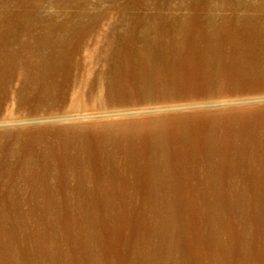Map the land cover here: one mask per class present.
I'll list each match as a JSON object with an SVG mask.
<instances>
[{"label": "bare ground", "instance_id": "6f19581e", "mask_svg": "<svg viewBox=\"0 0 264 264\" xmlns=\"http://www.w3.org/2000/svg\"><path fill=\"white\" fill-rule=\"evenodd\" d=\"M30 1L31 10L23 8ZM19 2L14 10L5 0L0 18V117L8 109L16 117L55 113L81 85L84 96L97 83L106 103L187 99L202 84L264 86V18L259 23L255 14L213 23L207 0H189L181 23H169L171 13L147 14L153 23H139L142 16L127 8L151 2L170 9V0H112L118 19L129 23L85 10L77 17L89 23H71L76 15L67 12L68 26L41 14L43 0ZM252 116L240 127L213 119L204 140L201 114L168 115L110 134L59 128L48 135L57 124L0 131L10 146L0 143V217L23 218L26 204L29 215H43L28 232L0 228V264H264V210L232 216L225 199L264 197V115ZM190 178L204 183L200 193L186 194ZM178 197L214 203L201 235L186 238L174 230L183 218L155 205ZM116 198L123 199L118 206ZM139 198L160 213L149 221L126 216L125 204Z\"/></svg>", "mask_w": 264, "mask_h": 264}, {"label": "rangeland", "instance_id": "374dc122", "mask_svg": "<svg viewBox=\"0 0 264 264\" xmlns=\"http://www.w3.org/2000/svg\"><path fill=\"white\" fill-rule=\"evenodd\" d=\"M7 1L9 2V6L14 10L22 7L20 6V0ZM83 1H87V3H84ZM129 1L133 2L134 0H118V2L121 4ZM187 1L189 0H170V9L163 7L161 8L154 3L148 2L144 7L136 6L135 8H127L126 10H129L130 14L142 16L143 22L139 23H153V20L149 18L147 14L165 15L170 13L175 15L173 17L174 19H172L169 23H181V19L184 18L185 15H187V13L190 11L189 3L186 4ZM207 1L210 3V5H212L209 9V13L213 16V23H225L223 19L225 20L231 15L241 17L251 16L253 14L258 16L259 23H263L264 0L259 9H255L256 5L259 3V0ZM111 3L112 0H43V7L40 12L44 17L52 18V23H68L62 22V19H64V16L66 15L65 13L67 12H72L76 15L71 23H89L90 20L88 17H77L79 12L85 10L100 12L105 10L109 12V19L107 22L115 21L116 23H129L128 21L122 20L120 18L118 19L119 14H117V11L119 8H111ZM5 5V0H0V18L3 16V13L6 9ZM31 7H33V1H30L28 6H24L23 8L31 10ZM50 14L51 17H49ZM79 19H82V21H76ZM43 23L46 24L49 23V21L46 20ZM69 25L70 23H68V26ZM57 34L62 35L65 34V32L57 31ZM83 90L84 85H81L78 95L76 94L73 100H69L68 103L62 106L59 111L39 118L16 117L15 115L10 114L8 109V113L3 115V117H0V131L16 133L17 131L26 129L28 127L57 124L52 128L49 127L50 133L48 135L55 137L53 132L59 128H70L76 131L86 128L93 130L101 128L100 130L94 132H105L110 134L112 130H109V128L117 129L119 127L130 126L129 124L143 127L152 121H166L168 120V115L188 117L192 114H201V140H204L206 137L202 136L207 132L209 123L213 119L224 125H233L234 123L240 127L241 123L250 125L255 120V118L252 116L254 112L264 115V86H259L257 88H244L240 85H237L226 88L221 87L218 84L213 86L202 84L201 90L189 95L187 99L183 94V98L176 101H137L136 103L119 101L113 103L104 102L105 97L104 95H101V89L98 83L95 85L93 91L89 92V94L83 96ZM205 117L209 119L208 123L202 122V119ZM63 124H65L67 127L62 126ZM122 130L123 129L117 131ZM125 130L132 133L137 131V129ZM178 136L179 135L177 134L176 137ZM0 143L3 144L5 149L8 151L10 146L5 144L4 139H0ZM189 180L190 184L189 187L186 188V194H188L189 191L200 193L201 189H203L201 187L204 186V183H200L197 178H190ZM225 199L228 202L227 204L231 207L230 215L232 216L259 207L264 210V197H260V199L225 197ZM122 200L123 199L121 198L114 199L115 205H120ZM226 201H223L221 204L223 209L226 207ZM158 203H161L164 209H166L168 212L183 218L182 224L177 225L176 229L174 230L179 231L188 239V235L191 233V231L197 235H201V229L206 228V226L211 223L208 221V219L211 217V213L215 212L214 203L201 202V199L197 197L194 200L182 199L178 197L170 201H156L155 205H159V207H161V204ZM125 206L126 216H138L147 221L152 219V217L156 216L155 214L159 212L158 209L153 207L152 203L146 202L141 198H139L136 202L131 200L126 203ZM11 208L12 211H14V203L11 204ZM23 208L24 212H26L23 218L20 216H15V212H11L10 217H7V219L0 217V228L8 229L9 231L19 230L22 232H28L33 229L36 221L38 222V219H41L43 215L41 218L39 215H29L27 211V204L24 205ZM131 218L136 217L131 216ZM200 224L201 229L199 230ZM58 227L59 225L55 224V228ZM202 231L205 234L204 237L206 242L209 243L210 249L213 250L215 247L213 244L214 240L213 238L207 236L209 231ZM200 238L201 236L198 238V240L201 242ZM13 252V257L15 256L14 261H16L19 256L18 254L21 252V246L17 245ZM187 253L190 259V251L188 250ZM61 256L63 257V255H59L57 257L58 260H61V263H64V260L66 262L67 259L62 258ZM180 257L183 258L182 255H180ZM208 260L210 259L205 258L203 261L207 262ZM210 262L214 263L212 260Z\"/></svg>", "mask_w": 264, "mask_h": 264}]
</instances>
